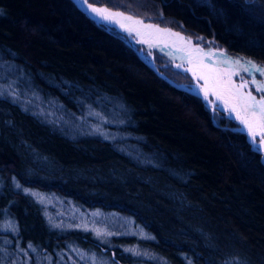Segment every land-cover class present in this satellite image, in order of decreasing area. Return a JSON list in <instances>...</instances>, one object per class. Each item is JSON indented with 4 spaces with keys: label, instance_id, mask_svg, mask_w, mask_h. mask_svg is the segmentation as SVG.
<instances>
[{
    "label": "trees",
    "instance_id": "trees-1",
    "mask_svg": "<svg viewBox=\"0 0 264 264\" xmlns=\"http://www.w3.org/2000/svg\"><path fill=\"white\" fill-rule=\"evenodd\" d=\"M87 1L264 65V0ZM139 49L72 0H0V264H264V164ZM40 193L145 235L62 225Z\"/></svg>",
    "mask_w": 264,
    "mask_h": 264
},
{
    "label": "snow or ice",
    "instance_id": "snow-or-ice-1",
    "mask_svg": "<svg viewBox=\"0 0 264 264\" xmlns=\"http://www.w3.org/2000/svg\"><path fill=\"white\" fill-rule=\"evenodd\" d=\"M88 8L106 21L115 20L116 17H122L128 21L129 23L125 24L120 20H115L124 31L143 37L138 41L140 43H163L165 47H168V38H175L182 42L183 46H178L177 50L187 54L188 63L192 65L187 71L192 73L193 79L203 81L199 91L203 93L204 100L209 101L211 94L215 97V101H209L210 103L222 102L224 111L234 114L235 120L243 126V130H246L252 147L264 152V96L257 99L251 91H244L250 83L256 85L257 92H264V87L255 78L251 81L242 79L239 84L233 80V76H238L240 71H255L264 74V68L252 61L242 62L240 59H224L223 64L228 65L224 69L219 66L213 67L206 62V58L210 59L216 53L211 50L205 51L198 44L193 45L191 38L184 37L179 32H174L170 28H160L154 24H145L142 19L125 16L120 12H110L106 8L95 7L91 4L88 5ZM180 66L177 65V67ZM16 187H20L19 183L16 184ZM24 191L29 192L28 189H24ZM7 226L11 228V222H8ZM227 264H231V262H227Z\"/></svg>",
    "mask_w": 264,
    "mask_h": 264
},
{
    "label": "rangeland",
    "instance_id": "rangeland-1",
    "mask_svg": "<svg viewBox=\"0 0 264 264\" xmlns=\"http://www.w3.org/2000/svg\"><path fill=\"white\" fill-rule=\"evenodd\" d=\"M134 39L136 38L134 37ZM141 46L144 47V49L149 52V54L147 53L146 55L141 56L142 59H146V58L153 59L151 50L146 48L145 45H141ZM173 64L174 63H172V65ZM261 67L264 68V66ZM255 76L262 83H264V74L255 72ZM251 78H252L251 74L249 75V73L243 71H241L238 76V79H244V80H251ZM251 87L253 90H255L253 86ZM259 95L264 96V92H261V94ZM221 112H223L226 117H229L225 111H221ZM37 196L41 200V202L45 205V208L47 212L51 215V218L55 219L57 223H60L62 225L83 227L85 229H90L93 231V233H95L99 238L101 237L102 239H105L107 236L113 233H122V234L135 233L140 236L145 235V233L142 230H140L137 226H135L130 219L122 217L119 214L109 213V212L103 213L97 210L83 212L74 208L71 204L66 203L64 200L54 195L40 193L37 194ZM147 256L149 255L146 254V257ZM150 258H152L153 260H157L156 257L150 256ZM88 259H90L91 264H109L106 258L102 256H95L94 254L88 255ZM119 264H123V263H119Z\"/></svg>",
    "mask_w": 264,
    "mask_h": 264
},
{
    "label": "water",
    "instance_id": "water-1",
    "mask_svg": "<svg viewBox=\"0 0 264 264\" xmlns=\"http://www.w3.org/2000/svg\"><path fill=\"white\" fill-rule=\"evenodd\" d=\"M76 6L78 8H80L87 16H89L91 19H93L94 21L96 22H99V23H102L104 25H106L107 27H113L115 30L119 31L120 33L124 34L127 36L128 40L132 43V44H137V45H145L146 48L148 49H151L150 46L155 44V43H140L138 41H140L141 39H143V37L141 36H137L135 33H128L126 31H124L123 29H121L120 27V24L119 23H116L115 20H120L121 23H129L128 21L124 20L122 17H116L115 20H112V21H106V20H103L102 18L98 17L95 13H92L91 10L88 8V5L91 4L89 3L87 0H72ZM93 5V4H91ZM95 6V5H93ZM95 7H99V8H106L108 9L110 12H120V13H124L125 16H132L136 19H142L141 17L139 16H134L130 13H126V12H123L121 10H113V9H109L107 8L106 6L104 5H101V6H95ZM143 20V19H142ZM143 22L145 24H154V25H158L160 28H170V27H167V26H161L157 23H154L152 21H145L143 20ZM172 31L174 32H179L182 36L186 37L182 32L178 31V30H175V29H172L170 28ZM134 37L136 39H134ZM189 38V37H187ZM192 40V39H191ZM167 42H168V47H165L163 43H159L160 45H162L168 52H170V54H174L176 55L177 57H179V59H176V61H173L169 56L165 55V57L167 56L168 59L170 58V61L173 64L174 67L180 69V70H183V71H186L188 72V74L191 76L192 78V82L189 84V85H185V84H182V83H175L173 80H170L168 78H166V81L169 82L172 86L176 87V88H179V89H184L186 91H189L191 93H194L196 95H198L204 102H205V105L210 108L211 111H214V110H219V108L215 105H209L202 97H201V94H200V91H197L196 87L194 86L196 84V80L193 79V76H192V73L187 71V69L189 67H192V65H190L188 63V56L187 54L184 52V51H179L177 50L178 46H183L182 42L176 40L175 38H168L167 39ZM193 42V45H199L201 46L202 48H204L205 51H209V50H214V49H217V50H222V49H219V48H213L212 46H208V47H203L201 44L199 43H196L192 40ZM149 44V45H148ZM157 44V43H156ZM175 45V46H174ZM156 49V48H155ZM154 50V49H153ZM139 51H142V50H139ZM157 51V50H156ZM159 53V51H157ZM161 53V52H160ZM141 54V53H140ZM163 54V53H162ZM143 61L150 67L152 68L157 74L163 76L162 74H160L157 69H156V66L154 65V62L152 60V58L150 60H146V59H143ZM180 63V64H179ZM177 65H181L180 67H177ZM213 99L214 97L211 96ZM239 130H242L241 128H238ZM246 138L247 140L249 141V137L247 136L246 134Z\"/></svg>",
    "mask_w": 264,
    "mask_h": 264
},
{
    "label": "bare ground",
    "instance_id": "bare-ground-1",
    "mask_svg": "<svg viewBox=\"0 0 264 264\" xmlns=\"http://www.w3.org/2000/svg\"><path fill=\"white\" fill-rule=\"evenodd\" d=\"M90 3V2H89ZM92 4V3H91ZM93 5H95V4H93ZM95 6H100V5H95ZM89 17V16H88ZM90 18V17H89ZM93 20V19H92ZM96 22V21H95ZM99 23V22H98ZM149 45V44H148ZM150 50H151V53L153 52V49L156 51H159V53L160 54H162L163 56H165V55H167V56H169L173 61H176V59H179V57H177L176 55H174V54H170V52H168L162 45H160L159 43H155V44H153V45H151L150 46ZM156 48V49H155ZM211 51H213V52H215L216 53V55H214V56H212L210 59H207L206 58V62L207 63H209V64H211L213 67H217V66H219L220 68H222V69H224V68H227L228 67V65H226V64H223V60L224 59H229V60H235V59H240L242 62H247V61H252V62H254V63H256L255 61H253V60H251V59H248V58H243V57H233V56H231V55H229L225 50H217V49H214V50H211ZM141 53V54H140ZM221 53H222V55H221ZM137 54L141 57V56H144V55H146V53H144V52H142V51H138L137 50ZM149 54V53H148ZM165 54V55H164ZM153 56V55H152ZM166 56V58L168 59V57ZM170 58H169V60H170ZM151 58H146V60H150ZM153 60V59H152ZM180 64V63H179ZM258 66H264V65H262V64H259V63H256ZM261 68H263V67H261ZM157 69V68H156ZM157 71H158V69H157ZM160 74H162L163 76H161V75H159V76H161L162 78H164L165 80H166V78H168V77H166L162 72H160V71H158ZM241 72V71H240ZM246 73H249V75L251 74V80L253 79V78H255V80L257 81V82H261L258 78H256V76H255V71H252V72H246ZM239 76V75H238ZM238 76H233V80H234V82L235 83H237V84H239V83H241L242 82V79H238ZM168 79H170V78H168ZM171 80V79H170ZM244 80V79H243ZM251 80H249V81H251ZM203 84V81H197L196 80V84L194 85L195 87H196V89H197V91H199V88H200V85H202ZM251 86H253L254 88H255V90H253L252 89V87ZM261 86L262 87H264V83H262L261 82ZM244 91L245 92H248V91H251L252 92V94H253V96H255L257 99H259L261 96L259 95V94H261V92H258V94H257V91H256V85L255 84H249L248 85V87L246 88V89H244ZM200 94H201V97L203 98V93L202 92H200ZM212 95L210 94V96H209V101H215V97H214V99L211 97ZM204 99V98H203ZM209 101H206L209 105H215V106H217L218 108H219V110L220 111H224V108H223V104H222V102H220V101H216V103L215 104H213V103H210ZM210 109V108H209ZM211 111V110H210ZM226 113H227V115L229 116V117H227L230 121H232V122H234V125H223V126H226V127H228V128H232L233 130H237V131H240V132H242V133H244V135H245V138H246V130H243V126L238 122V121H236V120H234L235 118H234V114H230L229 112H227V111H225ZM211 113H212V115H213V111H211ZM211 115V117H212V123L213 124H215V125H217V120H215V118L213 117ZM238 128H241L242 130H239ZM246 140V142L249 144V146H250V148L253 150V151H255L257 154H258V157H259V160H260V162L261 163H263L264 164V152H261V151H259V150H255L253 147H252V145L250 144V142L247 140V138L245 139Z\"/></svg>",
    "mask_w": 264,
    "mask_h": 264
}]
</instances>
